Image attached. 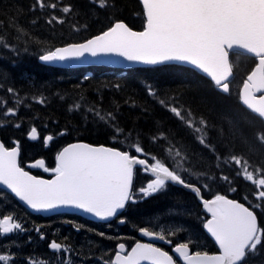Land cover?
<instances>
[{
    "label": "trees",
    "instance_id": "obj_1",
    "mask_svg": "<svg viewBox=\"0 0 264 264\" xmlns=\"http://www.w3.org/2000/svg\"><path fill=\"white\" fill-rule=\"evenodd\" d=\"M98 2L99 0L96 3H90V0H61V4L70 5L72 11L67 14L64 24L49 25L46 20L50 11L39 8L33 11L35 0H0V84H3L0 98L7 100L11 106L12 97L6 94L7 87H14L23 98L18 117H4L0 114V120L3 121V126H0V140L10 146L12 141L22 142L24 154L32 152L28 157H33L38 152L30 149L33 145L27 141L26 134L32 125H37L42 131L57 135L60 145L82 140L124 149L131 143H136L158 158L166 159L164 150L169 144L163 139L153 142V137L165 133L175 150L186 155L185 166L190 167L193 173L184 174L188 182L204 183L203 178L199 181L195 178L201 171L216 177L214 181H207L211 190L204 193L206 198L223 194L247 203L244 197H248V202L253 204L256 201L253 196L256 186L237 175L238 170L234 164L226 167L223 160H217L212 152L202 147L193 138L194 133L162 106L159 100L180 108L182 115L190 112L194 126L204 120L207 128L201 135L214 146L217 153L221 156H243L248 161L249 171L257 178L264 177V144L257 139L264 138V119L252 114L241 103L239 94L248 74L257 64V59L241 53L233 54L235 77L229 94L217 92L210 79L194 69L178 65L122 71L109 67L67 70L39 63L38 57L42 53L55 47L87 40L109 27L113 20L125 21L135 30L143 29L144 16L139 0H107L108 6L105 8L97 7ZM56 15L60 16L62 13L57 11ZM74 25L80 30L74 31ZM5 45H14L19 54L7 50ZM149 88L155 92V96L149 95ZM40 97L46 98L44 106L33 100ZM77 103L81 105L80 110L77 111L74 107L70 110V106ZM88 106L98 107L102 113L112 112L116 117L115 123L125 130V134L131 132L129 139L125 141L122 134L114 140L111 128L85 112ZM16 122L22 126L13 127ZM62 130L66 134L58 135ZM257 169L260 171L257 172ZM221 173L226 174L229 181L219 179ZM149 177L140 172L136 186H142ZM184 204L194 206L188 219L197 218L192 216L195 212L197 215L201 209L197 197L178 187H172L170 193L132 203L123 216L128 220L125 229L134 228L137 233L139 228L148 225V219L159 218L169 210L175 214L188 213ZM25 213L33 225L42 226L48 232L45 241H41L40 237L41 245L48 252L49 243L53 240L74 247L75 238H93L96 234L94 231L113 234L110 228H101L102 226L89 227L87 233H82L80 227L72 226L70 235L67 236L61 234L62 228L58 226L60 223L56 225V220L32 215L26 210ZM177 218L195 236L204 234L201 224L197 223L194 228L189 226L190 223L180 220V217ZM65 220L69 222L70 218ZM73 220L75 223L81 222L79 218ZM77 231H81L80 234ZM32 236L33 234H26L18 240L21 238L26 243ZM131 238L129 235L123 240L131 241ZM91 242V239L88 240L84 246ZM92 243L86 247L89 248L87 252L83 251V247H78L80 251L75 256L83 260L87 257L90 260H107L109 256L99 251L95 242ZM14 245L15 243H11L9 247ZM4 248L6 243L5 247L0 244V253ZM36 249L41 252L40 244L30 243L21 251L14 250L11 254L15 264H26V259L36 256ZM23 250L25 253H22ZM57 258L48 259L41 264H61ZM79 262L82 261L78 260L74 264Z\"/></svg>",
    "mask_w": 264,
    "mask_h": 264
},
{
    "label": "snow or ice",
    "instance_id": "obj_2",
    "mask_svg": "<svg viewBox=\"0 0 264 264\" xmlns=\"http://www.w3.org/2000/svg\"><path fill=\"white\" fill-rule=\"evenodd\" d=\"M143 16V30L137 31L122 20H113L111 25L99 34L82 42L71 43L42 53L38 59L45 64H108L126 62L157 66L165 64H186L194 70L204 74L213 83L217 92L226 93L228 85L217 78V74L210 62L211 48L215 36L220 28L227 23L230 14V0H140ZM96 3V0H90ZM60 5V7H58ZM107 0H99L97 7H107ZM48 9L50 11L46 23L52 25L64 24L66 16L72 11L70 5H62L61 0H35L33 11ZM59 11L62 15L57 16ZM35 23V21H33ZM86 28V26H85ZM74 31L80 29L73 26ZM7 50L16 51L14 45H5ZM27 51V49H24ZM116 58H119L117 60ZM118 87V85H117ZM3 88V84H0ZM6 94L12 97L11 106L7 100L0 98V109L4 117H18L19 106L23 105V98L14 87H7ZM149 95L155 92L149 88ZM41 106L46 104V98H33ZM159 103L167 108L175 118L181 121L194 133V139L207 148L217 160H223L226 167L233 164L237 168V175L256 186L253 196L257 203H241L227 198L223 194H215L212 198H205L204 193L211 190L209 180L216 177L201 171L195 178L204 183L192 184L185 179V175H193L190 167H186V155L169 143L165 133L153 137V142L163 139L169 144L164 150V158H158L147 152L141 145L131 143L124 149L108 146H91L86 143H74L64 147L56 156L55 168L49 169L45 160L33 162L32 167L54 174V179H42L30 174L21 166V149L18 141L9 149L0 142V186L23 202L37 213L62 212L77 210L89 214L100 221H110L117 218L124 223L126 218L122 213L134 201V182L137 171L151 177L146 186L138 189L144 197L160 194L171 185H179L189 189L202 203L208 215L204 228L218 245L220 254L210 255L190 247V242L177 241L170 238L179 229L168 231L149 230V227L139 229L140 235L149 242L137 241L134 246L126 248L124 243L117 245V251L112 260L105 264H235L247 252L252 254L258 246L264 245V223L255 210L261 208L259 201L264 200V177L256 178L249 171L248 161L239 155L221 156L214 146L206 141L204 133L207 125L204 120L194 126L191 113L182 115V110L167 104L164 100ZM77 111L81 105L70 106ZM85 112L94 119L111 128L113 139L124 134L127 141L131 132L116 123L112 112L102 113L98 107L88 106ZM0 126L3 121L0 120ZM13 127L22 125L16 122ZM61 131L58 135H65ZM31 141L40 139L35 126L28 132ZM264 144V138L257 137ZM54 140L49 134L44 137L45 146ZM219 168V165L216 166ZM257 172L260 170L257 169ZM219 179L229 181L226 174L221 173ZM235 191V189H232ZM24 231L21 223L14 221L11 215L0 218V236H6ZM39 232V229H36ZM103 235V233H101ZM45 237L41 235V239ZM153 241H160L171 246L172 254L157 246ZM49 250L63 254L64 264H69V248L53 240L49 243ZM174 256L176 257L174 259ZM0 264H15L13 254L0 253ZM26 264H41L36 257H29Z\"/></svg>",
    "mask_w": 264,
    "mask_h": 264
},
{
    "label": "water",
    "instance_id": "obj_3",
    "mask_svg": "<svg viewBox=\"0 0 264 264\" xmlns=\"http://www.w3.org/2000/svg\"><path fill=\"white\" fill-rule=\"evenodd\" d=\"M229 7H230V14L227 23L220 28V30L215 36V40L212 45L211 53H210V62L217 74V78L221 80L222 85L223 84L228 85L227 81L230 80L234 75L228 58V53L230 51L239 50L258 57L259 60L258 65L249 75L248 77L249 82H247L246 85L243 87L241 91V97H242V103L249 110H251L257 115H264V96H259L261 93H264V0H230ZM116 59L119 60V58ZM46 65L61 67V68H78V67H88L93 65L114 67L120 69L154 67V66L140 65V64H128L126 62H114L108 64L57 63V64H46ZM165 65H170V64H165ZM176 65L191 67L186 64H176ZM157 66H162V65H157ZM74 143H86V142H73L68 145ZM89 145L97 146L92 144ZM98 146H105V145H98ZM32 164L33 163H31L29 166L31 168H34L32 167ZM54 178L55 177H53L52 179ZM42 179H46V178H42ZM0 188H3L9 193H11V191L7 190L4 186H0ZM11 194L15 196L13 193ZM16 199L19 201L17 197ZM19 202L32 213L42 214L44 216H52V215L68 212V213H77L90 220L104 222V223L110 222L115 219L113 218L110 221H100L98 218H95L89 214H85L77 210H64L62 212L37 213L31 210L29 207H27L23 202L21 201ZM145 239L148 241L147 238ZM153 242H160V241H153ZM241 259L242 258L236 260L235 264H238L241 261Z\"/></svg>",
    "mask_w": 264,
    "mask_h": 264
},
{
    "label": "rangeland",
    "instance_id": "obj_4",
    "mask_svg": "<svg viewBox=\"0 0 264 264\" xmlns=\"http://www.w3.org/2000/svg\"><path fill=\"white\" fill-rule=\"evenodd\" d=\"M38 148L39 147H37V146H31L30 147V149H32L33 151H36ZM31 153L28 152L27 154L31 155ZM254 177H256V176L254 175ZM174 205H179V204H174ZM188 205L189 204H187V206H186L184 204V209L188 213H182V214L176 213L175 214L174 211L169 210V211H166V213L164 215L160 216L159 218H153V219L151 218V219H148L147 221H148L149 225L155 227L158 231L161 230V228H163L165 230L166 234L168 231H171L173 229H179V231L176 232L175 235H173L172 237H175L176 239H179L180 241H185V239H187L186 241L195 244L198 241V239H195L196 237H198V235L195 236L192 232H190V229L187 228L186 225H181L178 222V220H176V217H183L185 222L189 223L187 218H189L190 217L189 215L191 213H193V210H194L193 207L194 206H188ZM178 207L180 208V206H178ZM19 210L22 211V208L17 204V202L13 198L5 196V213L2 214L0 216V218L11 215L14 218V221L21 223L22 228L24 229V227H26V224H25L26 215L24 212H20ZM192 216L193 217L196 216V212ZM41 231L42 230L39 229V232L35 231L34 233H32L33 234L32 239L27 241L26 243H23L21 238H20V240H18V238L20 236H22L23 231H18V232L13 233V234L1 236V238L3 239L2 243H4V242L6 243V248H4V251L1 253H9V252L12 253L14 250L21 251L24 248V246H26L27 244L35 243L37 245L40 244L41 252L36 249L38 252L36 253L35 257L38 260H40L41 263H44L48 259H54L55 257H58L57 254L53 253L52 251L49 250L50 252H48V250L44 248L45 246H43V244L41 245V241H40V237H41L40 235L42 234ZM114 231H119V230L112 229L113 234L103 233V235H101L100 231H94L96 234L94 235L93 238H89L88 236L75 238L76 241H75L74 247H69L66 244V246L68 248H70L69 249V256H70L69 262L72 264L73 262L80 260V261H82V264H102L100 261L90 260L88 257L85 258V260L78 259L77 256H75V255L77 254L78 251H80V249L78 247H83V251L87 252V249H89V248H86V247L91 246V244H93L92 242H95L97 244V249L99 251L104 252V255H106L108 257L109 255H111L113 253L114 248H116L115 243L120 239V236H121V235L115 234ZM80 232L81 231H77L78 234H80ZM83 232H85V231H82V233ZM61 234L69 236L70 235V227L64 225L61 229ZM90 239L92 240L91 244L84 246L85 243H88V240H90ZM11 243H15V245L12 248L9 247V245ZM195 245L198 247H201L200 244H195ZM22 253H25V250H23ZM57 260L59 261V263L64 264L62 253L57 258Z\"/></svg>",
    "mask_w": 264,
    "mask_h": 264
},
{
    "label": "flooded vegetation",
    "instance_id": "obj_5",
    "mask_svg": "<svg viewBox=\"0 0 264 264\" xmlns=\"http://www.w3.org/2000/svg\"><path fill=\"white\" fill-rule=\"evenodd\" d=\"M46 150V148H45ZM52 168H55V167H52ZM52 168H49V169H52ZM37 174H44L45 176H48V175H51L53 173L51 172H44L43 170H36L35 171ZM259 203L261 204V206L263 205V202L262 201H259ZM0 212H5V192H3L2 190H0ZM261 222L264 223V219L261 217ZM168 251L172 252V249H171V246H168ZM248 256V259H249V255L247 254Z\"/></svg>",
    "mask_w": 264,
    "mask_h": 264
}]
</instances>
